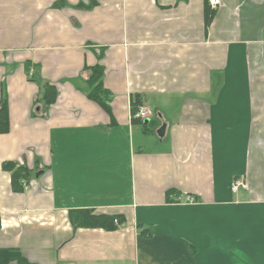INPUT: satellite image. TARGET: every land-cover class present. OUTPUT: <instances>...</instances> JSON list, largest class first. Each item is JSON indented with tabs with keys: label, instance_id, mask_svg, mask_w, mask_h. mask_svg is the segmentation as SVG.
<instances>
[{
	"label": "crops",
	"instance_id": "obj_1",
	"mask_svg": "<svg viewBox=\"0 0 264 264\" xmlns=\"http://www.w3.org/2000/svg\"><path fill=\"white\" fill-rule=\"evenodd\" d=\"M26 62L57 88L45 118ZM96 64L113 126L83 92ZM5 96L0 249L32 264H264V0H0ZM151 122L140 150L134 125ZM4 162L32 172L24 192ZM70 210L122 221L74 229Z\"/></svg>",
	"mask_w": 264,
	"mask_h": 264
},
{
	"label": "trees",
	"instance_id": "obj_2",
	"mask_svg": "<svg viewBox=\"0 0 264 264\" xmlns=\"http://www.w3.org/2000/svg\"><path fill=\"white\" fill-rule=\"evenodd\" d=\"M67 6L66 3L56 2L52 5L53 8H62ZM214 11H205V23L208 25L212 18ZM101 59V55L97 56ZM39 69L37 66H33L31 62H26L25 72L28 80L33 82L38 87V96L34 101L36 106H40L43 109L44 115L42 113L41 117H46V112L49 107L55 104L58 92L56 86L50 84L49 82L42 81L36 74ZM85 70L89 72V75L85 82V88L83 90L86 98L97 104L103 112H105L109 117L112 126L115 124L111 116L110 103L112 101V94L103 88L102 78L104 75L103 66L96 64L91 67H85ZM32 72L30 76L29 73ZM7 98L3 97L0 101V134H7L9 132V116L7 109ZM135 102L130 106V114L134 116L138 112L140 102H138L137 97L133 98ZM32 116L35 117L36 114L32 112ZM134 119L132 121H136ZM139 121V120H138ZM2 169L10 174V185L13 193L24 192V183L27 184L31 178L32 172L24 166H18L13 162H4L2 164ZM174 191H168L166 193V201L171 202L169 197L173 195ZM69 221L71 222L74 229L85 228V229H102L108 232L115 231L117 229V223L120 224L122 221L119 216L116 215H94L91 210H70L68 212ZM117 222L116 224L114 222ZM145 231V230H144ZM0 264H32L30 263L23 254L15 248H3L0 249Z\"/></svg>",
	"mask_w": 264,
	"mask_h": 264
},
{
	"label": "rangeland",
	"instance_id": "obj_3",
	"mask_svg": "<svg viewBox=\"0 0 264 264\" xmlns=\"http://www.w3.org/2000/svg\"><path fill=\"white\" fill-rule=\"evenodd\" d=\"M60 84H62V83H60ZM34 108H36V107H34ZM34 108H33V110H34ZM154 126H155V124H153L152 122L148 125H142L141 123H137L134 125V129L136 131V132H134V137L137 140L141 141V144H139L137 146L140 148V150H149L155 146V144H154L155 138L153 136ZM33 171H36V169H34ZM34 175H36V174L34 173Z\"/></svg>",
	"mask_w": 264,
	"mask_h": 264
},
{
	"label": "built area",
	"instance_id": "obj_4",
	"mask_svg": "<svg viewBox=\"0 0 264 264\" xmlns=\"http://www.w3.org/2000/svg\"><path fill=\"white\" fill-rule=\"evenodd\" d=\"M207 3L209 7L213 10L217 9L220 6V0H207ZM29 75H32V72L29 73ZM147 118V112L144 109L139 108L138 112L133 116V119H139L144 120ZM245 188V185L241 181H233L231 184V188L233 191H237L239 188ZM186 202L193 203V198H186ZM116 223V221H115Z\"/></svg>",
	"mask_w": 264,
	"mask_h": 264
},
{
	"label": "water",
	"instance_id": "obj_5",
	"mask_svg": "<svg viewBox=\"0 0 264 264\" xmlns=\"http://www.w3.org/2000/svg\"><path fill=\"white\" fill-rule=\"evenodd\" d=\"M162 132H163V128L162 129H160L157 133H158V135H159V137H161V135H162ZM42 173L41 172H39V173H37L36 175H35V178H38L40 175H41Z\"/></svg>",
	"mask_w": 264,
	"mask_h": 264
}]
</instances>
